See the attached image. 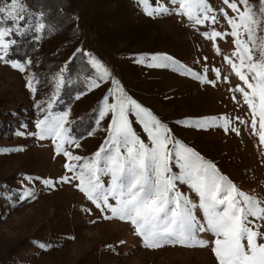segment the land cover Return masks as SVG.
<instances>
[{"label": "rangeland", "instance_id": "rangeland-1", "mask_svg": "<svg viewBox=\"0 0 264 264\" xmlns=\"http://www.w3.org/2000/svg\"><path fill=\"white\" fill-rule=\"evenodd\" d=\"M70 2L79 29L77 50L95 69V75L69 108L55 114L69 113L67 128L82 112L96 105L98 114L91 135L72 138L75 143L65 144L66 150L89 158L107 138L111 113L101 120L99 111L103 98L114 88L112 80L115 79L128 96L149 109L171 130L174 141L194 149L205 161L215 164L219 173L239 191L264 200V145L252 132V116L242 95L231 91L237 86L243 87V82L224 61L228 56L239 63L232 57L233 38L230 35L216 38L218 54L213 41L203 35L213 30L231 32L221 10L229 17L237 14L223 0H207L212 9L209 16H215L216 23L206 20L195 24L186 16L176 14L179 6L171 0H148V11L158 4L169 9V13L151 16L139 0ZM249 3L259 6L258 0H249ZM9 26L8 21L0 23V27ZM8 37L4 40L9 47ZM153 55L168 56L172 60L158 62L165 66L149 67L151 61L147 57ZM0 56L3 57L0 60V110L7 111L8 118L17 122L9 134L0 133V149L9 150L0 152V183L12 186L0 195V264H218L211 243L204 248L179 245L145 248L129 222L103 219L104 214L110 213L105 210L102 214L75 187L77 180L56 184L55 188L45 186V179L56 181L73 175L65 169L66 162L83 161H67L62 154H56L51 138L29 135L37 132L36 122L46 114L41 109L47 111L51 103L39 58L10 60L3 49ZM141 56L146 57L143 64L136 62ZM92 58L110 73L106 80L100 79L101 73L91 63ZM13 62L24 65L25 70L13 68ZM213 69L220 70L219 79ZM193 73L206 76L208 81H215V85L202 83ZM29 77L33 78L35 93L26 86ZM93 82L99 86L90 90ZM112 102L109 95V103ZM221 117L229 118L230 129H239V135L231 130L225 132L220 126ZM129 118L137 135L150 143L136 117L130 115ZM197 119L208 121L210 126L197 128L178 123ZM76 143L80 147H76ZM17 148L23 151H11ZM172 172H180L174 159ZM102 180L105 186L110 184L108 176H103ZM177 187L198 205V195L187 184L177 183ZM27 192L32 195L25 198ZM109 202L115 203L111 198ZM193 212L203 222L202 210L197 207ZM260 230L264 232V227ZM200 238L214 240L208 232L200 233Z\"/></svg>", "mask_w": 264, "mask_h": 264}, {"label": "snow or ice", "instance_id": "snow-or-ice-1", "mask_svg": "<svg viewBox=\"0 0 264 264\" xmlns=\"http://www.w3.org/2000/svg\"><path fill=\"white\" fill-rule=\"evenodd\" d=\"M139 3L146 6L145 11L150 16L169 13L163 4L148 11V0H139ZM171 3L179 6L176 14L186 16L195 24H203L206 20L216 23V17L209 16L212 9L207 0H171ZM223 3L237 14L229 17L227 12L221 10L231 32L213 30L203 35L213 41L218 54L220 49L215 44L216 38L229 35L233 38L235 51L232 57L237 58L239 63L228 56L224 57V61L231 65L232 72L244 86H237L231 91L242 95L252 116V132L264 145V0H259L258 7L250 4L249 0H223ZM25 11L22 0H9L0 5V23L12 22L9 27H0V49L8 48L4 37L20 27V21L25 19ZM44 28L42 22L37 25V30ZM145 59L141 56L136 62L143 64ZM147 59L151 61L149 67L165 66L158 62L172 60L171 57L157 55ZM0 60H3L2 56ZM91 63L101 73V80L110 76L95 58L91 59ZM11 66L21 72L25 70L20 63L13 62ZM213 71L219 79L220 70ZM193 76L202 83L215 85V81H208L206 76L195 73ZM224 79L227 80V77ZM112 84L114 88L110 89L109 95L113 102L109 103V95H105L99 111L101 120L111 113L108 136L89 158L73 155L65 148V144L75 143L65 126L69 113L53 114L50 111L52 103H48L47 111L41 109L46 114L36 122L37 132L29 135L39 139L51 138L56 154H62L67 161H83L78 164L66 162L65 169L73 175L62 176L56 181L45 179V186L55 188L56 184L79 181L75 187L102 214L105 210L110 213L104 214L103 219L129 222L145 248L159 249L167 245L204 248L211 243V251L218 264H264V242H261L264 241V232L260 230L264 227V223H261L264 222V200L239 191L235 184L219 173L215 164L205 161L194 149L174 141L171 130L149 109L128 96L118 80L113 79ZM26 86L35 93L32 77L28 78ZM98 86L93 82L90 90ZM130 115L136 117L150 143H145L134 131ZM220 119L223 121L220 126L225 132L231 130L239 135V129H230L229 118ZM178 123L197 128L210 126L208 121L201 119ZM170 145H174V148ZM76 147H80V144L76 143ZM7 151L0 149V152ZM11 151H23V148ZM173 159L180 169L179 174L172 172ZM103 176L109 177L108 186H105ZM177 183L187 184L198 195V205L179 190ZM31 195V192H27L25 198ZM110 198L115 201L114 204L109 202ZM197 207L203 212V222L193 212ZM204 232L211 233L214 240L201 239L200 233Z\"/></svg>", "mask_w": 264, "mask_h": 264}, {"label": "trees", "instance_id": "trees-1", "mask_svg": "<svg viewBox=\"0 0 264 264\" xmlns=\"http://www.w3.org/2000/svg\"><path fill=\"white\" fill-rule=\"evenodd\" d=\"M259 1V0H258ZM9 0H0V5ZM26 11L20 27L8 37V59L26 61L38 57L42 76L47 87V96L53 104L52 111L59 113L69 108L77 94L87 89L95 69L86 57L77 50L79 29L71 10L70 0H22ZM11 25V21H8ZM43 23L45 28L37 30ZM62 80V83H59ZM59 83V87L57 86ZM7 113V114H6ZM98 114V105L82 112L68 129L71 138H83L92 132ZM17 122L8 118V112L0 110V133L9 134ZM12 186L0 183V195Z\"/></svg>", "mask_w": 264, "mask_h": 264}]
</instances>
